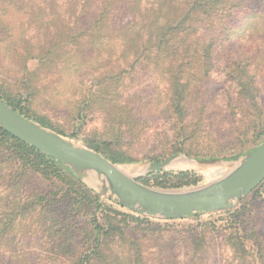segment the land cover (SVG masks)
I'll return each instance as SVG.
<instances>
[{"label":"rangeland","instance_id":"1","mask_svg":"<svg viewBox=\"0 0 264 264\" xmlns=\"http://www.w3.org/2000/svg\"><path fill=\"white\" fill-rule=\"evenodd\" d=\"M146 2H137L138 9H143ZM249 9L256 10L262 19H257L256 36L250 38L247 33V40L238 35L233 40L217 41L213 56L219 63L233 57L238 49L240 54L245 50L251 52L256 47L251 41L254 38L264 49V2L253 3ZM135 16L138 15L131 10L130 0H112L110 4L106 0H0V95L23 101L31 121L38 125L37 121H42L46 127H41L76 145L98 147V154H104L103 157L120 152L133 160L115 165L144 168L173 157L167 168L158 172H194L200 176L199 183L182 189L209 183L218 178V169L197 165V161L232 163L263 143L264 135L258 142L250 141L243 132L249 122L239 114L238 106L233 107V113L238 114L231 115L228 90L219 71L192 89L187 127L180 132L166 113L167 81L150 66H132L125 29L139 21ZM95 30L99 34L95 35ZM251 57L250 71L256 75L258 107L264 121V72L257 64L259 55ZM113 76H119L121 81L105 88L109 82L104 79ZM129 114L131 119L125 121ZM127 124H132L137 137L118 138L117 129L123 130ZM187 132L189 137L183 134ZM187 146L190 154H170L174 147ZM148 175L134 177L141 176L137 178L140 183ZM75 177L98 196L100 203L139 215L101 195L95 176ZM47 190L48 186L39 180L31 182L28 188L29 193ZM60 196L50 195L54 200ZM235 210L242 214L233 226L264 240V186L235 202L227 211L175 220L140 215L147 219L151 230L162 227V232L157 233L161 239L145 228L132 231L130 236L143 240L147 264H236L226 241L233 228L228 213ZM35 219L32 215V221ZM201 228L208 229L198 235H204L205 240L193 251L189 239ZM36 250L33 245L29 253Z\"/></svg>","mask_w":264,"mask_h":264},{"label":"trees","instance_id":"2","mask_svg":"<svg viewBox=\"0 0 264 264\" xmlns=\"http://www.w3.org/2000/svg\"><path fill=\"white\" fill-rule=\"evenodd\" d=\"M139 1L130 0L131 10L137 13L135 17L139 21L125 29L126 49L130 60L133 59V67L150 66L167 81L166 113L180 132L187 127L192 89H197L201 82L208 81L219 71L228 90L231 115L238 114L233 113V107L238 106L239 114L249 122L243 132L250 141H260L264 135V121L258 107L256 75L250 71V65L251 55L258 54L257 64L264 72V49L254 38L251 41L256 47L248 54L246 50L240 54L238 49L233 57L222 63L213 54L214 45L221 39L229 41L240 35L247 40V33L250 38L256 36L257 19H262L249 6L264 0H148L143 9H138ZM106 2L110 4L112 0ZM95 33L99 34L96 30ZM104 80L109 82L107 88L121 78L113 76ZM0 99L30 120L23 101L1 95ZM129 119L130 114L125 121ZM37 123L46 127L42 121ZM137 135L132 124L116 132L118 138L128 136L132 139ZM90 149L100 153L98 147ZM176 152L191 153L188 146L170 149V154ZM104 157L113 164L133 161L120 152ZM71 173L0 128V264H147L143 257V240L133 239L130 233L145 228L161 239L162 227L151 230L145 217L123 213L100 203L98 196L85 189ZM34 180L46 184L48 190L29 193L28 188ZM200 181V176L194 172H155L140 183L162 189H182ZM263 186L264 181L253 191ZM52 194L61 196L54 200L50 197ZM228 214L233 226L242 212L235 210ZM32 215L36 216L34 221ZM230 229L226 241L233 250L236 264H264V240L238 227ZM207 230L201 228L189 239L193 251L205 240L204 235H198ZM37 235L42 238L38 239ZM79 238L82 241L79 242ZM33 245L37 250L30 254Z\"/></svg>","mask_w":264,"mask_h":264},{"label":"water","instance_id":"3","mask_svg":"<svg viewBox=\"0 0 264 264\" xmlns=\"http://www.w3.org/2000/svg\"><path fill=\"white\" fill-rule=\"evenodd\" d=\"M0 128L69 169L75 176L87 175L100 183L101 195L142 216L175 220L195 214L231 209L235 202L264 181V142L232 163L197 161V165L225 169L217 179L187 189H155L137 182L102 155L25 118L0 99ZM173 157L153 162L142 176L167 168Z\"/></svg>","mask_w":264,"mask_h":264},{"label":"bare ground","instance_id":"4","mask_svg":"<svg viewBox=\"0 0 264 264\" xmlns=\"http://www.w3.org/2000/svg\"><path fill=\"white\" fill-rule=\"evenodd\" d=\"M177 164H171V166H176ZM192 165V164H191ZM117 168L122 171L124 174L128 175L129 177H134V176H137V175H140L142 173H144L145 171V168H140V167H126V166H117ZM217 173V176H220L221 174H223L225 172V169H218L216 171ZM221 172V174H219Z\"/></svg>","mask_w":264,"mask_h":264}]
</instances>
